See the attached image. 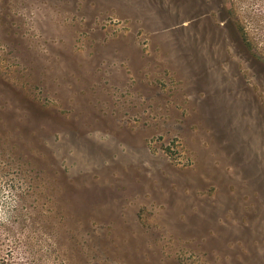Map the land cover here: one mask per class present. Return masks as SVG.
<instances>
[{"label": "rangeland", "instance_id": "rangeland-1", "mask_svg": "<svg viewBox=\"0 0 264 264\" xmlns=\"http://www.w3.org/2000/svg\"><path fill=\"white\" fill-rule=\"evenodd\" d=\"M0 264H264V0H0Z\"/></svg>", "mask_w": 264, "mask_h": 264}]
</instances>
